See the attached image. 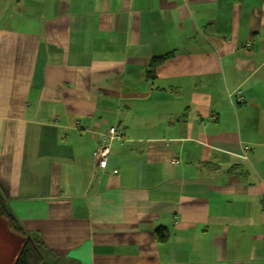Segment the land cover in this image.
Masks as SVG:
<instances>
[{"label": "crops", "instance_id": "1", "mask_svg": "<svg viewBox=\"0 0 264 264\" xmlns=\"http://www.w3.org/2000/svg\"><path fill=\"white\" fill-rule=\"evenodd\" d=\"M0 199L79 264H264V0H0Z\"/></svg>", "mask_w": 264, "mask_h": 264}, {"label": "trees", "instance_id": "2", "mask_svg": "<svg viewBox=\"0 0 264 264\" xmlns=\"http://www.w3.org/2000/svg\"><path fill=\"white\" fill-rule=\"evenodd\" d=\"M152 67L153 65L148 71L149 77H152L154 74ZM0 219L4 221L9 232L23 239V244L13 264H79L75 261H69L58 257L53 252L47 250L35 235L26 234L19 225L17 219L1 199ZM156 240L158 242H166L167 235L159 231L157 232Z\"/></svg>", "mask_w": 264, "mask_h": 264}, {"label": "built area", "instance_id": "3", "mask_svg": "<svg viewBox=\"0 0 264 264\" xmlns=\"http://www.w3.org/2000/svg\"><path fill=\"white\" fill-rule=\"evenodd\" d=\"M239 94V93H238ZM238 94L235 96V101L240 102V97ZM121 138V135L117 129L114 127L109 128L104 134V141L100 144L97 149L93 152L92 158L95 168L99 170H103L107 166V160L110 153V144L114 140H118ZM246 156L243 155V159Z\"/></svg>", "mask_w": 264, "mask_h": 264}]
</instances>
